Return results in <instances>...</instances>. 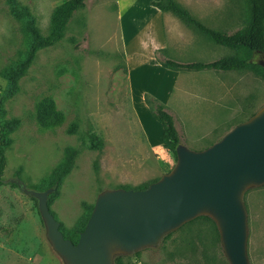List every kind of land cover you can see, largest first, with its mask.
Returning a JSON list of instances; mask_svg holds the SVG:
<instances>
[{"label":"rangeland","instance_id":"rangeland-1","mask_svg":"<svg viewBox=\"0 0 264 264\" xmlns=\"http://www.w3.org/2000/svg\"><path fill=\"white\" fill-rule=\"evenodd\" d=\"M16 1L33 19V36L45 38L69 0ZM176 1L187 2L188 7L198 3ZM202 1L209 4L212 0ZM119 4V0H84V6L72 13L62 37L34 52L13 84L3 72L27 52L30 37L23 33L7 0H0V137L4 135L7 142L5 184L0 186V264H63L46 239L36 200L25 189L51 187L56 176L70 166L56 184L57 192L49 196L48 207L60 229L75 241L101 191L138 189L175 164L173 157L168 163L150 154L142 132L159 135L156 129L161 130V123L153 112L143 118L134 116L130 107L119 33L126 24L119 20ZM219 5L223 9L204 17L194 11L190 15L221 33L244 26L245 0H220ZM166 29L196 30L171 15ZM193 36V47L171 59L187 64L236 57L233 50L200 32L194 31ZM263 59L257 53L251 57L254 62ZM210 72H182L181 87L197 91L211 85L201 78ZM219 74L222 82L216 84L214 105L193 96L179 101L178 91L171 97L169 108L175 114L181 141L191 151L203 150L222 137L216 140L223 131L221 126L212 138H202L206 118H228L233 128L264 105V80L257 71ZM93 138L101 143L99 149L92 147ZM244 203L249 263L264 264V186L249 190ZM122 256V264H228L213 225L203 219L186 223L168 240L138 256Z\"/></svg>","mask_w":264,"mask_h":264},{"label":"water","instance_id":"water-1","mask_svg":"<svg viewBox=\"0 0 264 264\" xmlns=\"http://www.w3.org/2000/svg\"><path fill=\"white\" fill-rule=\"evenodd\" d=\"M264 69V59L258 62ZM173 168L144 190L101 191L76 243L66 239L44 191L24 190L37 202L45 236L63 264H114L117 256L159 246L200 216L215 224L228 264H250L244 194L264 186V105L200 151L179 144Z\"/></svg>","mask_w":264,"mask_h":264},{"label":"crops","instance_id":"crops-1","mask_svg":"<svg viewBox=\"0 0 264 264\" xmlns=\"http://www.w3.org/2000/svg\"><path fill=\"white\" fill-rule=\"evenodd\" d=\"M158 1L160 0H119V20L126 24V29L123 30V27L119 33L121 48L124 54V66L127 73L128 98L134 116L136 113L143 118H146L148 115L147 113L151 112L145 101L146 97L162 105L164 110L173 117L174 125L180 138L175 122V114L169 108L172 95L178 91V93H180L178 94L180 98L179 101L183 96H193L196 99L200 98L202 101H207L208 104L214 105L216 102L214 94L217 93L216 84L222 82L219 73L223 71L213 69L190 71L196 73L211 71L209 74L201 77L203 82L211 85L204 88L199 87L197 91H193L191 87H181L180 80L183 75L182 72L186 70L167 69L164 68L162 64L165 60H174L171 58L177 57L176 55H178L182 49L193 47L195 38L193 32L199 31L167 30L166 28L170 21V15H173L169 12H161L152 6L153 2ZM217 1L220 0L210 1L214 2V6L210 4V2L208 4V2L202 0H198L195 7H188L187 2H183L180 5L189 13L192 11L195 13L199 12L200 15L204 17L210 12L223 9L221 5L217 6ZM209 16L213 17L214 14H209ZM235 31L237 30H227L225 33L231 34ZM215 61L205 63H212ZM173 62L185 64L176 60ZM187 78H191V76ZM206 123L207 127L202 138H212L222 126L223 131L218 135L216 139L218 140L232 128L228 118L214 121L212 117H209V119L206 118ZM192 124L193 126H197V120L193 119ZM156 132L160 137L155 134L150 137V133L147 132H142V134L151 156L156 160L163 159L169 163L173 154L171 155V153L162 146V126L161 130L157 131L156 129ZM180 142L184 145L181 138Z\"/></svg>","mask_w":264,"mask_h":264},{"label":"trees","instance_id":"trees-1","mask_svg":"<svg viewBox=\"0 0 264 264\" xmlns=\"http://www.w3.org/2000/svg\"><path fill=\"white\" fill-rule=\"evenodd\" d=\"M245 2L247 6V19L245 21V24L242 28H240L239 30L231 34L221 33V32L207 28L202 23H200L197 19L192 17L190 13L182 5L177 3L175 0H160L158 2H153L152 6L157 8L161 12L171 13L184 25L195 28L197 31L204 34L215 44L223 46V47H227L236 53V57L224 58V59H220L218 61L212 62V63L178 64L170 60H165L162 64L163 67L167 69H173V70H188V71H201L205 69H213V70H220V71H235V70H241V71L251 70L252 71L254 69L255 71L258 72V74H260V76L264 80V69L259 66L258 62H254L251 60L253 53L264 55V0H245ZM7 4L9 8L11 9L12 13L21 23L23 33L26 36L30 37L29 48L27 52L20 57L18 62L10 65L3 72V77L6 79H9L10 81H12L13 84H15L16 80L20 76H22L23 73L25 72V69L28 66V63L30 62L32 56L34 55V52H36L39 49L52 46L62 37L63 29L65 25L67 24L68 20L70 19L72 13L76 11L77 9L82 8L84 6V0H69L64 5L62 10L59 12L56 22L54 23L52 33L45 38L39 37V36H33V31H34L33 30V19L26 7L20 6L16 0H7ZM145 101L147 105L149 106L151 112H153V114L155 115V118L161 123L162 146L168 151L172 152L173 158L176 162L175 149L179 144H181V142H180V138L178 136V133L174 125L173 117L164 110L162 105L156 103L154 100L146 97ZM253 115H251L250 117H252ZM91 144H92V147L96 149H99L101 147V143L98 141L97 138H93L91 140ZM6 145H7V142H6L5 137L4 135H1L0 137V186L5 184L4 174H5V168H6V157H5ZM69 169H70V166L66 167L63 170V172H61V174L56 176V178L54 179V183L51 185V187H49V188L54 189V192L51 193L50 195H54V193L57 192L56 184L60 181V179L64 175H66ZM158 179L159 178L151 181L150 183H148L147 185L143 187H140L138 189H133V190H144L149 186V184L157 181ZM92 208L93 206H90V208L88 209V213L85 217L84 224L82 228L78 231L75 241H72V239H69L65 235V233L60 229L63 236L64 235L66 236V237L64 236L66 239L71 240L73 243L77 242L79 234L83 231L86 225V222L91 214ZM198 219L207 220L213 225L215 229L216 238L219 241V235H218L214 222L207 216H200V217L195 218L194 220H198ZM172 234L173 233H170L169 235L165 236L162 242H165L166 240H168ZM140 252L135 253L134 256H138ZM122 257L123 256L115 257L114 264H122L121 262Z\"/></svg>","mask_w":264,"mask_h":264}]
</instances>
